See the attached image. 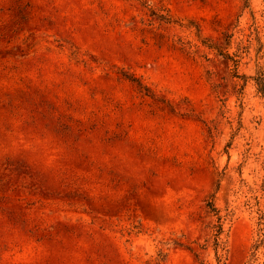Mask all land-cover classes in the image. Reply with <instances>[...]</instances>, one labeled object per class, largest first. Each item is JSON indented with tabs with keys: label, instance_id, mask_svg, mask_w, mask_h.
I'll list each match as a JSON object with an SVG mask.
<instances>
[{
	"label": "rangeland",
	"instance_id": "1",
	"mask_svg": "<svg viewBox=\"0 0 264 264\" xmlns=\"http://www.w3.org/2000/svg\"><path fill=\"white\" fill-rule=\"evenodd\" d=\"M261 70L264 0H0V264H264Z\"/></svg>",
	"mask_w": 264,
	"mask_h": 264
},
{
	"label": "trees",
	"instance_id": "2",
	"mask_svg": "<svg viewBox=\"0 0 264 264\" xmlns=\"http://www.w3.org/2000/svg\"><path fill=\"white\" fill-rule=\"evenodd\" d=\"M251 1L252 0H246L247 5H249L251 3ZM212 48L216 49L221 55H224L227 59L231 58V55L228 52L223 51V49H221L220 47H217L216 45H214ZM131 80H135V79L131 78ZM254 80L256 81L258 92L264 98V70L259 71L257 76L254 77ZM210 208H211V212H213L217 216V219H218V223L213 226V230H214V235L216 237V244L219 245L221 235L224 232V224L226 222V217H224L220 213V210L213 203L210 204ZM261 224L264 226V213L262 216ZM202 246H206V245H202ZM187 248L194 254L196 259H198V260L201 259V257H200L201 254L196 247L189 246ZM202 248H205V247H202Z\"/></svg>",
	"mask_w": 264,
	"mask_h": 264
}]
</instances>
